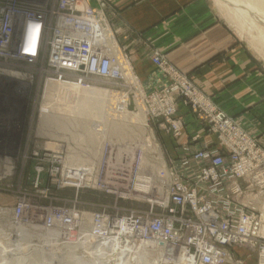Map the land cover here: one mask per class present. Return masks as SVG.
I'll return each mask as SVG.
<instances>
[{
  "label": "rangeland",
  "instance_id": "rangeland-1",
  "mask_svg": "<svg viewBox=\"0 0 264 264\" xmlns=\"http://www.w3.org/2000/svg\"><path fill=\"white\" fill-rule=\"evenodd\" d=\"M210 1L215 14L264 65V22L259 20L261 14H248L242 9L239 13L240 0ZM115 43L119 57H126L129 61V57L121 52L116 38ZM128 61L126 64L123 61L125 80L118 82L96 79L83 82L76 76L52 74L42 66L36 68L30 100L26 102L19 97L14 104L21 115L18 131L0 133V264H93L95 260L90 246L83 239L89 238L93 246L96 241L117 237L120 230L112 231L107 226L105 231L112 234H109L110 237L92 239L90 234L94 227L90 217L129 218L132 212L149 211L150 201L166 197L171 171L178 165L176 149L181 144L173 150L165 147L164 135L167 134L160 128L164 120H153L147 116L140 99L132 100L130 97L129 100L133 89L129 85H134L133 91L137 95L144 91L140 83H129ZM50 80L60 84L53 101L60 115L56 117L57 123L51 122L49 128H45L41 125V117L45 90ZM88 89L107 92L110 98L100 100L83 93L81 96V91ZM180 101L192 110L184 100ZM235 121L263 150L261 156L264 157L260 139ZM212 135L219 145V136ZM170 137L177 144L181 142ZM107 146L115 148L108 150ZM63 153L67 156L69 168L88 163L98 168L101 162L106 163L111 159L115 164H103L96 186L86 187L78 181L67 183L63 181L61 173L56 174L54 163L50 161V156H61ZM39 170L43 172L40 176ZM102 182L106 185L103 186ZM238 184L243 191L237 200L248 210L257 213L258 217L264 218V185L262 188L251 186L246 181ZM78 185L84 187L78 188ZM19 207L24 208L20 216ZM51 215L55 219L50 220L52 223L49 224L46 221L51 219ZM72 215L80 220V215L85 216L82 224L76 225ZM21 227L30 228L32 234L23 238L19 232ZM262 229V239L255 246L229 247L226 264H264V225ZM167 250L163 245L158 251L149 246L141 247L132 264H154L162 255L169 264H174L178 253Z\"/></svg>",
  "mask_w": 264,
  "mask_h": 264
},
{
  "label": "built area",
  "instance_id": "built-area-1",
  "mask_svg": "<svg viewBox=\"0 0 264 264\" xmlns=\"http://www.w3.org/2000/svg\"><path fill=\"white\" fill-rule=\"evenodd\" d=\"M117 53L115 37L103 14L87 0H0V133L18 131L21 115L14 104L19 97L30 100L38 66L52 74L76 76L83 82H118L125 80L123 61L126 64L128 60ZM153 63L168 84L150 95H137L131 84L129 100L140 99L147 116L164 120L161 130L178 141L185 130L177 116L178 103L184 100L208 131L219 136L218 148L177 147L178 165L171 171L165 198L150 201L149 211L132 212L129 218L93 216L94 226L106 223L112 231L129 227L132 243L153 241L177 255L184 252V263L226 264L229 247L255 246L262 239L264 218L248 210L237 196H242L241 181L261 188L264 185L263 150L235 119L161 54L153 56ZM112 148L115 146L106 147ZM50 158L63 181H78L86 187L100 181L103 164H115L111 159L98 168L89 163L69 168L66 154ZM42 173L38 171L39 176ZM23 211L19 207V216ZM109 234L105 231V237Z\"/></svg>",
  "mask_w": 264,
  "mask_h": 264
},
{
  "label": "crops",
  "instance_id": "crops-1",
  "mask_svg": "<svg viewBox=\"0 0 264 264\" xmlns=\"http://www.w3.org/2000/svg\"><path fill=\"white\" fill-rule=\"evenodd\" d=\"M87 3L101 11L121 52L129 57V83L137 77L148 95L165 87L168 79L153 63V56L161 54L264 147V65L215 14L210 0ZM178 109L184 137L177 144L164 135L165 147L218 148L215 137L189 107L180 101Z\"/></svg>",
  "mask_w": 264,
  "mask_h": 264
},
{
  "label": "bare ground",
  "instance_id": "bare-ground-1",
  "mask_svg": "<svg viewBox=\"0 0 264 264\" xmlns=\"http://www.w3.org/2000/svg\"><path fill=\"white\" fill-rule=\"evenodd\" d=\"M241 2H242V5L240 4L239 13L241 12V9L248 14H255V13L258 14L259 13V14H261L259 16V20H263V22H264V15L262 13L263 12L262 9H264V0H240V3ZM235 4L238 5V3H235ZM238 14H236V15H238ZM253 19H252V21H254ZM256 20L257 19H255V21ZM257 22H259V21H257ZM257 29H258V27H257ZM59 85L60 84H56L51 80L47 82V86H46V90H45V101H44V105H43L44 108H43L42 117H41V125L45 128H49L51 122L57 123L56 117L60 115L59 110L55 109V107L53 106V101H55L54 96H56V94L58 92ZM62 90H64V89H62ZM88 95H90L96 99H100V100L107 99L108 96L110 97L109 94L105 95L103 93V91L96 90V89H90ZM81 96H82V94H81ZM70 159H72V157ZM162 184H163V182H162ZM0 211H2V210H0ZM49 211L50 210H48V212ZM43 212H45V210ZM72 216H73L72 219H74V222L76 225L77 224L81 225L83 218H85V216L80 215V217L82 219V220H80L75 215H72ZM21 217H23V216H21ZM50 218L51 219H48L49 221H46V219H45V221L49 224L52 223V221H50V220H53L54 217L51 215ZM68 218H69V216H68ZM91 218L93 220L92 222H93L94 229L91 231L90 237L92 239H98L101 237H105L104 236L105 230L108 229L107 224L103 223V224H101V226L99 225V226L95 227L94 226L95 225L94 217H90L89 219L91 220ZM58 221H59V219L57 220V223H58ZM60 225H61V222H60ZM68 225H69V223H68ZM58 227H56V228H58ZM126 229L123 230V228H120L119 229L120 231H118V233H117V237L114 236L115 238H111V239L109 238L110 240L107 239L108 241L107 240H99V242L96 241V243L93 244V246L90 245L89 238L83 239V241L85 240V243L90 246L89 250H91V252L93 254L92 257L95 260L93 262V264H102V263H104V264H111V263H114V264H132L133 259H135L136 252L141 247L144 248L146 246H149L150 248H152L153 250L155 249L156 251H158L160 249L161 245H159L158 243L153 242V241H148V242L142 241V242L132 243V241H130L131 237H129V231H128L129 227H128V230H126ZM30 231H31L30 228L25 229L24 227L23 228L21 227L19 229V232L23 238L27 237L28 235L30 236V234H32V233H30ZM110 235H112V234H110ZM22 237H20L21 238L20 240H22ZM168 250H169V252L172 251L171 248H168ZM176 257H178V258H176L174 264H189V263H184V262H187V261H185L186 255L184 252H182L180 255L176 254ZM262 261H263L262 263H264V259ZM154 264H169V262L167 260H165V256L162 255L161 258L158 261H156Z\"/></svg>",
  "mask_w": 264,
  "mask_h": 264
}]
</instances>
